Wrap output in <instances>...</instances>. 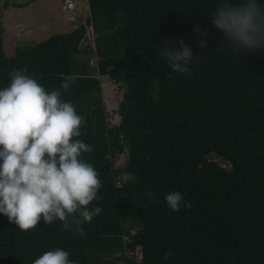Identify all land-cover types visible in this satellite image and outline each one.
I'll return each instance as SVG.
<instances>
[{"label":"trees","instance_id":"1","mask_svg":"<svg viewBox=\"0 0 264 264\" xmlns=\"http://www.w3.org/2000/svg\"><path fill=\"white\" fill-rule=\"evenodd\" d=\"M87 2L98 76L126 86L117 125L107 121L99 77L73 73L72 57L84 50L68 34L7 53L0 22V87L26 68L76 106L86 120L79 139L93 149L84 159L102 182L93 202L102 211L81 226L83 235L59 220L24 233L0 215V264H32L55 247L78 264L118 255L124 264H264V52L223 45L210 22L217 0ZM197 24L209 32L206 49L194 42ZM180 38L201 56L190 75L159 55L165 39ZM174 190L192 207L171 211L165 195ZM130 220L140 226L133 234Z\"/></svg>","mask_w":264,"mask_h":264},{"label":"clouds","instance_id":"2","mask_svg":"<svg viewBox=\"0 0 264 264\" xmlns=\"http://www.w3.org/2000/svg\"><path fill=\"white\" fill-rule=\"evenodd\" d=\"M210 22L233 53L264 52V0H217ZM192 31L194 42L206 49L208 30L197 24ZM165 40L160 57L174 72L190 75L201 56L194 55L182 38ZM72 82V77H66L60 88L67 92ZM61 97L60 90H47L26 68L14 70L8 85L0 87V215L24 233L41 221L59 220L63 230L83 235L81 226L102 211L93 203L102 182L94 165L84 159L93 149L79 139L85 117ZM165 202L173 212L192 207L178 190L168 192ZM171 255L166 253L165 261ZM32 264L78 261L67 250L55 247Z\"/></svg>","mask_w":264,"mask_h":264},{"label":"rangeland","instance_id":"3","mask_svg":"<svg viewBox=\"0 0 264 264\" xmlns=\"http://www.w3.org/2000/svg\"><path fill=\"white\" fill-rule=\"evenodd\" d=\"M78 7L77 20H71L62 8L64 0H0V22L4 34L2 35L3 50L7 53L14 47L28 50L35 44L42 42L56 34H70L82 23L87 21V0H73ZM84 52L72 57V68L75 75L98 76L97 58L94 53L93 34L90 28L79 44ZM93 51V52H91ZM13 55V53L8 54ZM11 55V56H12ZM101 82L102 98L107 113V121L117 125L120 121L118 106L122 101L126 86L123 83H114L107 76H98ZM127 155H120L114 162V168L121 167ZM222 167L228 169V164L214 154L211 155ZM139 223L130 220L126 228L131 234L139 228ZM136 259L140 254L136 253ZM97 264H124L121 256L118 258L103 257Z\"/></svg>","mask_w":264,"mask_h":264},{"label":"water","instance_id":"4","mask_svg":"<svg viewBox=\"0 0 264 264\" xmlns=\"http://www.w3.org/2000/svg\"><path fill=\"white\" fill-rule=\"evenodd\" d=\"M88 28L92 30L91 18H89L85 23H82L76 30L68 34V37L76 44H80L83 41V38L86 36Z\"/></svg>","mask_w":264,"mask_h":264},{"label":"built area","instance_id":"5","mask_svg":"<svg viewBox=\"0 0 264 264\" xmlns=\"http://www.w3.org/2000/svg\"><path fill=\"white\" fill-rule=\"evenodd\" d=\"M62 10L64 13L68 14L71 20H77L79 18L78 7H76L73 0H64V5Z\"/></svg>","mask_w":264,"mask_h":264},{"label":"crops","instance_id":"6","mask_svg":"<svg viewBox=\"0 0 264 264\" xmlns=\"http://www.w3.org/2000/svg\"><path fill=\"white\" fill-rule=\"evenodd\" d=\"M85 16L87 17V20L90 18V16H89V11H87V15L85 14ZM65 34V33H64ZM92 34H93V32H92Z\"/></svg>","mask_w":264,"mask_h":264}]
</instances>
